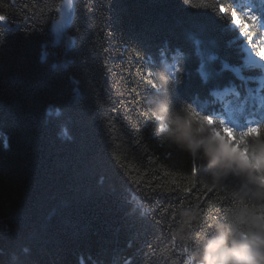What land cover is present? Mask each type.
Returning a JSON list of instances; mask_svg holds the SVG:
<instances>
[{"label": "trees", "instance_id": "trees-1", "mask_svg": "<svg viewBox=\"0 0 264 264\" xmlns=\"http://www.w3.org/2000/svg\"><path fill=\"white\" fill-rule=\"evenodd\" d=\"M62 1L0 0V264H185L178 211L201 213L198 252L238 182L205 186L155 137L153 70L168 64L177 104L264 122V65L246 52L264 45V0H75L57 41Z\"/></svg>", "mask_w": 264, "mask_h": 264}, {"label": "clouds", "instance_id": "clouds-1", "mask_svg": "<svg viewBox=\"0 0 264 264\" xmlns=\"http://www.w3.org/2000/svg\"><path fill=\"white\" fill-rule=\"evenodd\" d=\"M258 58L264 61V51ZM153 77L156 87L145 103L155 137L197 161L205 186L221 187L229 178L238 182L235 205L213 222L211 234L200 237L198 252L191 241L201 213L196 207L178 211L172 236L187 245L185 264H264V122L237 129L177 104L164 61Z\"/></svg>", "mask_w": 264, "mask_h": 264}, {"label": "rangeland", "instance_id": "rangeland-1", "mask_svg": "<svg viewBox=\"0 0 264 264\" xmlns=\"http://www.w3.org/2000/svg\"><path fill=\"white\" fill-rule=\"evenodd\" d=\"M74 1L72 0V4L69 5L68 0H63L62 4L60 6L59 9V17L57 20L54 21L52 29H53V33H54V37L56 38V40L58 41L60 39V37L64 34L68 24H69V14L72 13L73 14V8H74ZM237 18L239 21H241L240 24L242 23L241 18L237 15ZM232 26H239L238 24H233L231 23ZM246 28H248V25H245ZM251 39H247V43H246V52H247V56H248V60L251 63H258V64H264V61H261L258 56L256 51H258L256 49V51L253 49V45L251 44Z\"/></svg>", "mask_w": 264, "mask_h": 264}, {"label": "snow or ice", "instance_id": "snow-or-ice-1", "mask_svg": "<svg viewBox=\"0 0 264 264\" xmlns=\"http://www.w3.org/2000/svg\"><path fill=\"white\" fill-rule=\"evenodd\" d=\"M68 3H69V5H71L72 4V0H68ZM219 12L220 13H225L226 12V9H225V7L223 5H221L219 7ZM231 17H232V23L233 24H238L241 28L244 27L243 24H240V21L237 18V12L235 10H232L231 11ZM247 20L250 21V22H255V21L258 20V17H257V15H255L254 13H252L251 11H249V13L247 15ZM0 23L6 24L7 23V17L4 16V15H0ZM244 35L247 37L248 36V33L247 32H244ZM105 51H107V49H105ZM257 56H258V53H257ZM53 67H55V65H53ZM194 170L195 169H193V172H194ZM101 182H103V178H101ZM157 223H160V221H157ZM184 251L186 252L187 251V248H185Z\"/></svg>", "mask_w": 264, "mask_h": 264}, {"label": "bare ground", "instance_id": "bare-ground-1", "mask_svg": "<svg viewBox=\"0 0 264 264\" xmlns=\"http://www.w3.org/2000/svg\"><path fill=\"white\" fill-rule=\"evenodd\" d=\"M264 43V42H263ZM253 49L256 51V49L258 50V51H256V53H258V52H260V51H264V45L263 44H261L260 45V43L259 42H257V43H255L254 45H253ZM255 64H257V65H264V64H258V63H255ZM261 84H262V86L264 87V76L262 77V79H261ZM261 89H262V87H260ZM258 90H260V89H258Z\"/></svg>", "mask_w": 264, "mask_h": 264}, {"label": "water", "instance_id": "water-1", "mask_svg": "<svg viewBox=\"0 0 264 264\" xmlns=\"http://www.w3.org/2000/svg\"><path fill=\"white\" fill-rule=\"evenodd\" d=\"M70 18L72 17V13L69 14Z\"/></svg>", "mask_w": 264, "mask_h": 264}]
</instances>
